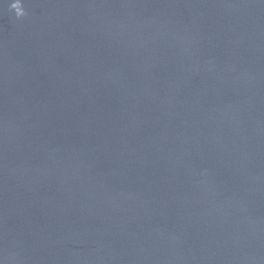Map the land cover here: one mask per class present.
Wrapping results in <instances>:
<instances>
[{
	"label": "water",
	"instance_id": "obj_1",
	"mask_svg": "<svg viewBox=\"0 0 264 264\" xmlns=\"http://www.w3.org/2000/svg\"><path fill=\"white\" fill-rule=\"evenodd\" d=\"M0 0V264H264V0Z\"/></svg>",
	"mask_w": 264,
	"mask_h": 264
},
{
	"label": "clouds",
	"instance_id": "obj_2",
	"mask_svg": "<svg viewBox=\"0 0 264 264\" xmlns=\"http://www.w3.org/2000/svg\"><path fill=\"white\" fill-rule=\"evenodd\" d=\"M11 7L15 9L17 17H23L27 14L25 8L23 7V0H15Z\"/></svg>",
	"mask_w": 264,
	"mask_h": 264
}]
</instances>
